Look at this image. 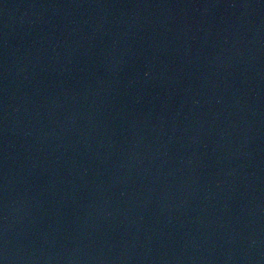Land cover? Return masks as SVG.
Returning <instances> with one entry per match:
<instances>
[{
    "label": "water",
    "instance_id": "95a60500",
    "mask_svg": "<svg viewBox=\"0 0 264 264\" xmlns=\"http://www.w3.org/2000/svg\"><path fill=\"white\" fill-rule=\"evenodd\" d=\"M0 264H264V0H0Z\"/></svg>",
    "mask_w": 264,
    "mask_h": 264
}]
</instances>
